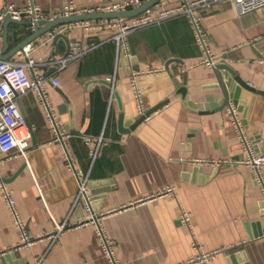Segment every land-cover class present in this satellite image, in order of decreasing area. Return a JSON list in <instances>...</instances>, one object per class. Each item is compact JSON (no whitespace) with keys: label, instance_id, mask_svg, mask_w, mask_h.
I'll use <instances>...</instances> for the list:
<instances>
[{"label":"crops","instance_id":"obj_1","mask_svg":"<svg viewBox=\"0 0 264 264\" xmlns=\"http://www.w3.org/2000/svg\"><path fill=\"white\" fill-rule=\"evenodd\" d=\"M28 1L0 0V13ZM67 1L31 0L47 15L60 13ZM71 1L81 10L108 3ZM196 1L163 0L151 9L158 22L128 36L129 60L119 53L115 29L86 32L73 24L61 33L71 52L76 43L83 50L96 45L82 58L57 64L71 54L64 56V39L54 45L57 35H49L60 26L31 44L29 56L19 52L8 61L33 60L42 76L58 80L48 94L71 134L76 170L88 181L80 197L79 178L51 142L37 93L23 96L18 107L31 125L32 146L25 157L0 154V177L33 243L22 247L0 188V264H111L102 233L120 264H196L194 236L212 264H264V193L252 170L236 163L244 158L240 136L229 108L220 106L224 90L215 69L203 64L191 18L170 14L188 5L200 19L215 66L225 67L222 75L239 89L243 133L264 155V10L239 16L232 0L204 7ZM36 32L11 24L9 50ZM148 70L159 72L138 80L146 111L168 104L134 126L140 114L131 74ZM88 137L103 139L95 161ZM167 189L173 196H160Z\"/></svg>","mask_w":264,"mask_h":264},{"label":"built area","instance_id":"obj_2","mask_svg":"<svg viewBox=\"0 0 264 264\" xmlns=\"http://www.w3.org/2000/svg\"><path fill=\"white\" fill-rule=\"evenodd\" d=\"M150 0H108V3L97 7L92 10H81L71 0H68L64 5L62 11L55 15H47L41 8L34 6L31 0L23 7H17L16 5H6L0 13V23L3 22L7 17L18 22H28L31 24L30 28L33 32L41 29L40 23L52 22L60 18H68L85 14L92 13H119L127 12L142 7L145 3ZM226 1V0H197L194 6L204 7L213 2ZM235 4L236 11L239 16H245L250 13L264 10V0H232ZM194 11L187 5L180 9L172 11L171 15L187 14L193 24L197 40L202 47L205 54V60L203 64L207 67H215V58L211 55L208 47L207 34L200 28L199 21ZM167 14H163L165 17ZM158 21L154 20L150 16V10L144 14L127 20H101V21H90L76 23L84 26L86 32L93 30H104V29H115L117 34L114 40L118 44L120 55H124L128 60L132 58L131 50L128 45L127 39L130 34L152 25ZM73 25V24H71ZM69 25L62 26L61 30L50 33V37L54 38L56 35L67 31ZM83 50L80 44L76 43L72 46L71 54L63 60L57 61V64L65 67L69 62L76 59H80L85 56L89 51ZM31 46L25 49V54L29 56V50ZM2 51L0 50V154L8 156L13 153H19L22 156H27L32 146V130L27 124L26 118L18 107V101L30 92H36L38 95V102L44 111L47 119L48 127L52 133V143L59 145L64 153V159L71 170L75 171L80 181V197L87 193L86 184L87 178H84L81 173H78L75 167V158L70 149L71 134L66 126L60 123L59 117L54 109L53 103L48 94V86L51 83L54 87L59 86V82L56 79L49 80L42 76L37 68V64L33 60H29L25 64H18L12 62L2 61ZM159 71H142L132 72L131 84L136 95L137 102L139 104V114L144 116L147 111L143 104L142 93L138 86V80L140 77L158 73ZM229 112L232 116L233 123L239 133L240 141L243 148L244 158L242 161L236 163L242 164L252 170L255 176L256 183L264 193V176L261 171L264 170V155H258L252 145V142L244 135L242 123L239 121L236 114V107L232 104L229 107ZM103 139H95L88 137L85 140L86 146L90 149L93 160L95 161L99 150L101 148ZM3 160L0 164H3ZM0 188L3 193V197L6 201L7 207L10 211L15 224L20 231L21 243L23 248H27L32 245V239L29 237L27 227L25 223L20 219L16 201L12 195V192L5 182L0 177ZM174 190L167 189L160 196H173ZM182 223L186 225L190 230V221L188 213L182 214ZM193 231V230H192ZM103 241V250L106 257L110 260L111 264H120L116 259L113 243L108 240L103 233L101 234ZM193 247L197 252V257L194 260L196 264H212L213 256L204 254L201 251V246L194 236Z\"/></svg>","mask_w":264,"mask_h":264},{"label":"water","instance_id":"obj_3","mask_svg":"<svg viewBox=\"0 0 264 264\" xmlns=\"http://www.w3.org/2000/svg\"><path fill=\"white\" fill-rule=\"evenodd\" d=\"M163 0H150L147 3H145L142 7L127 11V12H119V13H92V14H85V15H79L74 17H68V18H60L52 22H44L42 21L40 23L41 29H39L36 33L31 35L29 38L25 39L23 42H21L18 46H16L14 49L9 50L8 45V36H9V26L11 24L17 25V26H31L28 22H18L15 20H12L10 17H7L4 20V42H5V48L3 50V56L2 61L8 62L14 55H16L19 52H24L26 48H28L31 44L35 43L38 39L45 36L50 31L65 25H71L76 23H82V22H90V21H101V20H118V19H133L136 18L145 12L153 9L156 7L160 2ZM1 32V29H0ZM64 39L67 44V50L64 52V56H68L71 53V42L69 39L62 34H59L54 39V45H56L59 40ZM215 75L219 81V85L224 90V99L221 103V107L224 109L226 107H229L230 105H234L235 107L238 106V102L236 101L237 95L239 92V89H236L237 87L233 86V83L230 82L226 76V74L223 76L222 71L225 69L222 65H216L214 67ZM232 92H231V91ZM168 103H163L159 107L148 111L144 116H140L136 121L135 125L137 126L144 122L147 118L151 117L153 114L161 110L164 106H166ZM24 115V114H23ZM25 116V115H24ZM26 118V117H25ZM27 124L29 127L31 126L29 121L27 120ZM6 182V181H5Z\"/></svg>","mask_w":264,"mask_h":264}]
</instances>
